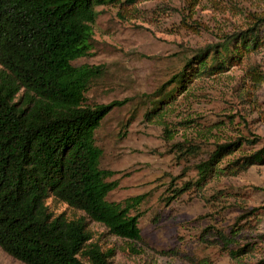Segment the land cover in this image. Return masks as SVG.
I'll return each instance as SVG.
<instances>
[{"label":"rangeland","instance_id":"374dc122","mask_svg":"<svg viewBox=\"0 0 264 264\" xmlns=\"http://www.w3.org/2000/svg\"><path fill=\"white\" fill-rule=\"evenodd\" d=\"M120 1L96 7L88 53L73 63L95 68L88 105L121 102L103 118L95 140L100 167L118 183L107 199L143 196L141 238L117 237L88 220L91 242L111 250L110 264H264V163L213 175L201 188L166 200L171 188L196 179V165L217 144L254 140L245 152L264 145V0ZM250 27L261 31L258 50L221 74L192 78L147 117L148 100L161 85L163 94L173 87L167 81L195 50ZM47 203L55 215H83L54 199ZM254 207L253 216L240 218ZM241 248L246 252L237 257L229 253ZM0 264L25 263L0 247Z\"/></svg>","mask_w":264,"mask_h":264},{"label":"trees","instance_id":"16d2710c","mask_svg":"<svg viewBox=\"0 0 264 264\" xmlns=\"http://www.w3.org/2000/svg\"><path fill=\"white\" fill-rule=\"evenodd\" d=\"M112 2L121 1L0 0V247L25 264H110L111 250L91 242L88 220L117 237L141 238L143 196L107 199L118 183L109 180L113 171L100 167L102 150L95 140L103 118L121 102L88 105L85 93L95 68L73 63L88 53L96 7ZM262 41L261 31L250 27L195 50L167 81L173 87L163 94L166 84L161 85L148 100L147 117L167 107L192 78L227 71ZM253 144L242 139L217 144L196 165V179L171 188L167 202L201 188L213 175L263 164L264 145L245 152ZM232 153L238 156L222 165ZM48 199L83 215H55ZM245 252L229 251L233 257Z\"/></svg>","mask_w":264,"mask_h":264}]
</instances>
